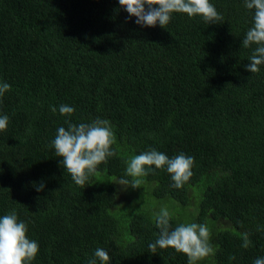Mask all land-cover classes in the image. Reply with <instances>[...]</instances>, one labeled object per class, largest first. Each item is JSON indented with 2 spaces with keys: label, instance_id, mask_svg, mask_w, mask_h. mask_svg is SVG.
Returning a JSON list of instances; mask_svg holds the SVG:
<instances>
[{
  "label": "trees",
  "instance_id": "trees-1",
  "mask_svg": "<svg viewBox=\"0 0 264 264\" xmlns=\"http://www.w3.org/2000/svg\"><path fill=\"white\" fill-rule=\"evenodd\" d=\"M211 2L217 23L177 13L164 29L138 26L118 0H0V78L12 85L0 99L10 117L0 131V215L15 209L26 221L40 246L33 264H87L97 247L111 264H188L171 248H148L163 204L172 227L207 224L213 252L200 264L264 256V65L245 70L244 0ZM96 118L111 121L115 155L79 186L51 141L66 120ZM150 148L194 157L190 180L175 189L156 169L139 188L117 185L126 162Z\"/></svg>",
  "mask_w": 264,
  "mask_h": 264
},
{
  "label": "clouds",
  "instance_id": "clouds-1",
  "mask_svg": "<svg viewBox=\"0 0 264 264\" xmlns=\"http://www.w3.org/2000/svg\"><path fill=\"white\" fill-rule=\"evenodd\" d=\"M118 4L134 18L140 27L164 28L173 19L174 14H186L188 18H201L207 24L217 23L220 13L211 0H118ZM244 6L252 13V25L248 28L242 41L243 48H252V55L245 65V70L256 73L264 65V0H244ZM255 46V47H253ZM12 85L0 78V99L11 89ZM53 112L57 111L53 107ZM61 115L71 117L74 107L61 104ZM10 117L0 112V131L7 129ZM68 127L60 126L51 141L55 156L72 181L79 186L88 184L90 177L99 171V166L115 155L112 145L115 142L113 125L107 119L96 118L89 123H71ZM125 175L117 177L116 184L122 189L139 188L144 176L156 169L165 170L171 180V187L179 189L193 175L194 157L179 153L169 157L165 152L155 148L131 157L127 162ZM154 166V167H153ZM131 177V179H129ZM35 184V182H34ZM37 191L44 189L43 182L35 185ZM159 232L156 239L149 242L148 248L173 249L186 254L188 264H200L203 258L213 252L210 243V231L207 224L195 221L171 226L173 212L167 204L152 213ZM28 225L20 219L15 209L0 215V264H33L39 253V242L27 235ZM251 241L247 233L243 234L242 247H249ZM87 264H111L109 250L103 247L94 249ZM254 264H264V256L257 257Z\"/></svg>",
  "mask_w": 264,
  "mask_h": 264
}]
</instances>
